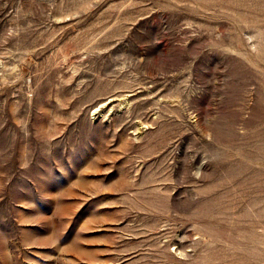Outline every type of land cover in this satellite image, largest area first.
<instances>
[{"label": "rangeland", "instance_id": "374dc122", "mask_svg": "<svg viewBox=\"0 0 264 264\" xmlns=\"http://www.w3.org/2000/svg\"><path fill=\"white\" fill-rule=\"evenodd\" d=\"M0 264H264V0H0Z\"/></svg>", "mask_w": 264, "mask_h": 264}]
</instances>
